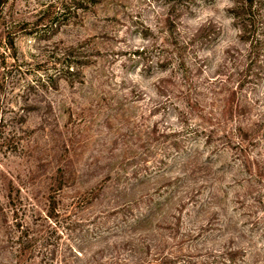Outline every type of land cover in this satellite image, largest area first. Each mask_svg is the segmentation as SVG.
<instances>
[{"label":"trees","instance_id":"trees-1","mask_svg":"<svg viewBox=\"0 0 264 264\" xmlns=\"http://www.w3.org/2000/svg\"><path fill=\"white\" fill-rule=\"evenodd\" d=\"M7 2L0 0V45L15 50L19 27L7 25L2 17ZM98 2L59 0L56 11L43 22L54 32L68 15L87 11ZM167 2L181 4L188 12L194 3ZM260 11L261 0H235L230 11L240 40L249 47L243 56L246 62L259 57ZM167 22L166 40L161 44L156 43L149 27L141 25L137 34L147 44L132 51L130 57L137 60L133 62L140 78L156 76L150 84L159 100L154 111H162L178 126L160 134L154 125L153 133L174 137V141L154 169L147 171L145 165H137L132 183L117 185L120 178L116 174L113 207L88 218H82L80 210L90 205L101 189L92 190L68 209H60L57 193L62 185L58 183L49 189L42 206L28 197L29 207L21 214L14 210L8 217L0 208L1 250L9 256L10 264H264V190L260 187L264 184V156L251 151L259 138L258 129L253 131L245 120L248 102L234 101L237 90L250 83L249 77L244 67L235 65L223 79L210 81L213 83L205 90L211 94L209 100H215L208 104L202 98L206 92L201 95L188 86L186 72L194 67L186 63L184 52L197 43L207 48L215 39L200 28L183 42L173 41ZM89 43L59 51L50 69L53 74L37 76L35 87L55 90L56 81L67 82L70 76V85L75 80L83 83L82 70L100 54L95 50L88 53ZM5 67L2 59L0 70ZM3 82L0 80V92ZM216 102L219 106L215 107ZM111 172L104 182L111 181ZM6 199L13 201L11 193ZM183 216L189 219L184 229Z\"/></svg>","mask_w":264,"mask_h":264},{"label":"rangeland","instance_id":"rangeland-1","mask_svg":"<svg viewBox=\"0 0 264 264\" xmlns=\"http://www.w3.org/2000/svg\"><path fill=\"white\" fill-rule=\"evenodd\" d=\"M58 1L8 0L2 15L7 25L19 27L15 50L0 45V63L2 59L6 62L5 71L0 70V80L5 81L0 92V208L8 217L14 210L19 214L27 210L29 198L42 206L49 189L58 183L62 185L57 193L60 209H68L92 190L101 189L79 215L88 218L103 212L117 199L113 188L116 174L120 178L117 185L123 187L133 182L132 171L137 165H145L147 171L154 169L166 153L174 137L155 135L152 128L158 125L161 134L178 126L162 111H154L159 100L150 84L156 76L140 78L133 62L137 60H131L132 51L147 44L137 34L141 25L151 29L157 44L166 40L167 19L173 41L183 42L200 28L212 33L215 42L210 46L197 43L184 52L186 63L194 67L186 72L188 86L201 95L206 92L202 98L208 104L215 100H209L211 94L205 90L213 83L210 81L223 79L235 65L244 67L250 83L237 90L234 101L248 102L245 120L253 131L258 129L259 138L251 151L264 156V0L259 57L247 62L243 56L249 47L240 40L230 15L235 0H193L191 12L167 0H98L87 11L68 15L52 32L43 21L56 11ZM87 40L88 53L95 50L100 54L82 70L83 83L75 80L70 85V76L67 82L56 81L55 90L35 87L37 76L53 74L50 69L59 51ZM109 170L111 181L106 183ZM260 187L264 190V184ZM7 193L13 201L6 199ZM1 219L0 213V264H10L9 256L1 250ZM188 220L183 216V229L189 226Z\"/></svg>","mask_w":264,"mask_h":264}]
</instances>
